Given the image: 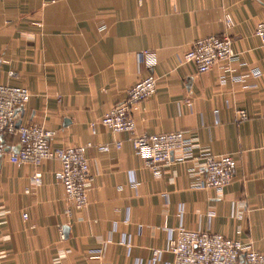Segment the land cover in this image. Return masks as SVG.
Here are the masks:
<instances>
[{
    "label": "crops",
    "instance_id": "crops-1",
    "mask_svg": "<svg viewBox=\"0 0 264 264\" xmlns=\"http://www.w3.org/2000/svg\"><path fill=\"white\" fill-rule=\"evenodd\" d=\"M261 20L264 0H0V84L30 93L17 121L52 130V147L85 146L91 176L87 204L68 215L57 161L15 165L4 154L0 264H172L168 231L180 226L264 252V49L254 34ZM225 35L243 82L222 83L218 67L199 73L181 60L195 40ZM144 49L155 55L152 68L138 59ZM150 73L156 92L132 107L134 134L181 130L187 147L160 176L131 133L100 123ZM115 141L120 148H96ZM4 142L17 148L16 135ZM207 154L235 160L221 192L200 186Z\"/></svg>",
    "mask_w": 264,
    "mask_h": 264
},
{
    "label": "built area",
    "instance_id": "built-area-1",
    "mask_svg": "<svg viewBox=\"0 0 264 264\" xmlns=\"http://www.w3.org/2000/svg\"><path fill=\"white\" fill-rule=\"evenodd\" d=\"M227 26L230 21L226 19ZM254 34L258 37L264 49V20L257 23ZM139 61L147 67L155 65L156 58L153 52L142 50L138 53ZM238 56L232 48L229 36H207L194 41L181 57L183 62H192L199 73L206 72L214 67L221 71V82L227 79L233 82L244 79L235 74L233 63ZM260 73L253 71V76ZM157 77L150 73L139 79L127 89L126 98L111 107L100 119V123L113 133L127 132L132 134L134 150L145 158L147 166L153 175L160 176L162 167L171 162H181L187 151L186 142L181 130L165 133L134 134L135 120L132 117V107L148 99L156 92ZM30 98L27 88L16 85L0 84V159L7 154L10 163L21 165L30 163L38 166L43 160H55L58 168L54 173L55 179L62 185L65 200L68 203L66 213L72 209H81L87 204V183L91 180L88 160L85 156V146L52 147L50 139L54 132L42 125L32 122L17 126V109ZM238 118L245 119L243 111H238ZM94 129V123H91ZM94 131V130H93ZM17 136V148L7 149L5 137ZM91 144L88 143L87 146ZM121 142L96 145L101 152L109 151L112 147L120 148ZM180 150L182 155L174 156L173 152ZM204 178L201 187L211 188L221 192L231 181L235 160L231 155H211L204 157ZM35 185H41V173L36 171L32 175ZM25 193L29 190L26 188ZM27 215L24 213L23 217ZM167 250L173 255L172 264H264V252L255 250L251 243L225 238L220 234L189 230L182 226L168 231ZM63 237V233H60ZM160 250H154V257H158Z\"/></svg>",
    "mask_w": 264,
    "mask_h": 264
},
{
    "label": "water",
    "instance_id": "water-1",
    "mask_svg": "<svg viewBox=\"0 0 264 264\" xmlns=\"http://www.w3.org/2000/svg\"><path fill=\"white\" fill-rule=\"evenodd\" d=\"M20 125V122H17V126H19Z\"/></svg>",
    "mask_w": 264,
    "mask_h": 264
}]
</instances>
